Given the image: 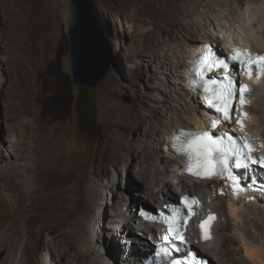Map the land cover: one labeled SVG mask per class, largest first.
<instances>
[{
  "label": "rangeland",
  "instance_id": "1",
  "mask_svg": "<svg viewBox=\"0 0 264 264\" xmlns=\"http://www.w3.org/2000/svg\"><path fill=\"white\" fill-rule=\"evenodd\" d=\"M194 1L200 5V8H192L193 19L202 25L207 24L205 25L207 34L212 35L209 38L211 42H217L222 47L225 46L222 38L224 34H220L219 31L226 30L242 35L248 33V35L262 36L260 32L264 28V0ZM94 3L100 15L107 47L112 54V64L104 80L96 87L90 88L78 85L73 74L70 32L76 18V9L72 0H0V83L2 86L5 83H10L11 74L15 73L18 67L24 80L22 85L25 90L24 97L28 101L25 106L28 115L24 119L32 122L35 117H41L43 122V119L48 117L49 121L61 126L60 137L56 144L53 129L48 128L45 123L42 126L41 124L36 126L35 130H30L31 135L37 134L35 141L39 155H31L28 161L37 163L39 160L40 164L29 174L32 179L29 191L20 182L10 184L16 188L8 190L7 194L13 195L19 208L10 219H6L3 214H0V224H19L25 218L32 216L43 219L63 199L62 197H53L51 200H47L48 189L53 183L62 182L69 186L75 182L79 185L77 189L79 198H82L81 211L78 216L85 219L92 235L96 233L99 219L104 218L102 213L107 212L108 216L110 215L106 220H103V225H106L108 229L100 227L98 229L100 234L106 229L104 240L109 235L108 243L105 241L107 249L104 254L107 255L111 249L116 247L120 251L119 246L123 247V239L115 236V230L118 232L120 230L117 227L115 230H111L113 222L124 221V218L120 219L117 216L114 208L116 205L113 204L114 200H119V196L112 194L114 192L111 191L118 190L122 196L123 194L126 196L127 193L123 192H127L129 189L134 191L137 198L144 200L139 205L153 206L157 204L146 194L147 190L144 189L146 184L137 180L135 176L137 169L126 165L131 158L128 156L129 153H123L119 147L106 151L108 143L113 141L114 134L118 135L121 141L127 142L133 138L135 133L131 127L114 125L106 106L101 101L102 93L111 85L116 86L119 88L118 101L125 106L135 103L137 93L149 97L147 98L148 105L143 108L149 110V118L155 126L159 124L160 117L167 120L172 114V109L185 111L186 108L195 116L196 113H199L197 109L199 96L196 102L188 99L181 103L179 95L174 91L176 85L173 79L170 81L168 66H162L164 62L160 61L147 48L150 41L148 33L154 27L149 21L148 10L142 2L139 0H94ZM210 4L214 6V9L210 7ZM154 40L158 41L155 38ZM167 42L170 43V38L167 39ZM174 43L176 44V42ZM163 54L167 56L165 60L170 62L166 50H163ZM62 72H66V74L63 76ZM132 79L135 80V83H131ZM147 87L150 88L148 92ZM28 90L29 98L26 95ZM165 99L168 101L165 102ZM95 108L98 111L103 136L100 138L97 136L96 139L90 140L83 135L80 126L82 121L90 118ZM153 111L154 113H152ZM187 126L189 127V125ZM146 130V127H143L141 131L145 132ZM166 145L167 142L161 144L157 141L150 144L155 153H160L165 160H168L169 157L165 155V151L163 152V146L165 150ZM26 146L28 149H34V141L29 139ZM7 148L4 149V153L7 152ZM117 158L121 160L119 164L116 163ZM134 164L137 166V161H134ZM175 166L173 163L167 168V165L164 164L157 169V173L162 175L166 169L165 174L169 175L171 171H178ZM186 181L189 184L194 183L187 178ZM5 182L6 180L0 181V189ZM92 185L99 186L100 191L106 197V202L103 209L97 206L93 212H90L86 209L90 205V197L86 193ZM107 185L110 187L106 189ZM173 189L175 190L174 187ZM250 189L251 187L247 185L246 190ZM189 192L193 193L190 189ZM224 198L228 199V196H224ZM217 203L219 207V202ZM122 211L126 213V210L122 209ZM218 214L221 216L220 213ZM253 218L256 217H252V220ZM68 222V219L66 224L61 221H47L44 223L41 233H39L41 228L37 229L38 233L30 251L33 264H42L48 255L45 249L49 244L53 248L54 238L60 236L58 239H61V235L70 229ZM228 222L229 215L226 214L220 219L219 224H228ZM132 225L134 224L132 223ZM224 235L227 237L224 238ZM228 236L229 227L223 229L222 226L220 231L217 230L216 241L220 245L218 250L227 248L225 246ZM100 245L96 252L102 256L99 251ZM229 248L232 250L233 247ZM120 252L118 257L124 258ZM9 253L10 249L4 248L0 252V261H5ZM207 254L212 257L213 264H221L217 261L226 256L222 255L216 258L209 252ZM226 259L231 261V264H241L236 260H230L229 256ZM49 264L61 263L50 259ZM120 264H124V261Z\"/></svg>",
  "mask_w": 264,
  "mask_h": 264
},
{
  "label": "bare ground",
  "instance_id": "2",
  "mask_svg": "<svg viewBox=\"0 0 264 264\" xmlns=\"http://www.w3.org/2000/svg\"><path fill=\"white\" fill-rule=\"evenodd\" d=\"M139 1L142 2L148 10L149 21L154 27V29L148 33L150 41L147 48L159 58L160 61L164 62L162 66H168L170 81L173 79L176 85L174 91L179 95L181 103L188 99L196 102L199 96L197 101L199 104L197 106L199 113L193 116L192 112L186 110V108L185 111L170 109L172 112L170 117L167 120L160 117L158 120L159 124L155 126L149 118V110L143 108V106L148 105L149 101L147 98L149 97L137 93L135 103L130 106H125L118 101L119 88L111 85L102 93L101 101L106 106L108 115L114 125L131 127L135 134L133 138L127 142L121 141L118 135L112 134L113 141L108 143L106 151L119 147L123 153H129L128 156L131 158H127L129 160L126 165L137 169L135 176L137 180L146 184L144 188L147 190L146 194L151 197L150 199L154 201V203L159 205L166 200L177 199L178 195L183 193L184 190L190 189L193 194L198 192L203 196L206 207H210L214 211L220 213L221 216L218 223L222 217L228 214V224L222 223L221 225H217V230L219 231L222 226L223 229L229 227L228 241L225 246L227 248L218 250L220 245L216 240L204 246V251L206 250L207 253H211L212 256L216 258L226 255L225 257L223 256L221 260H218V263L231 264V261L226 259L229 256L230 260H236L241 264H264L263 188L261 189L255 186L253 190L242 192L240 197L236 199L232 196H228V199L215 196L217 194L215 186L218 182L193 180L194 183L192 182V184H189L183 174L184 162L177 158L170 150L171 138L175 133H178L181 128H205L208 118V113L205 111V105L201 101V96L196 92L197 90L190 86L188 80V70L191 67L195 52L201 49L204 44L210 42L209 38L212 37V35L207 34V27L205 26L207 24L202 25L199 21L193 19L194 13L191 12L192 8H200V5L194 0H189V2H187V0ZM210 7L214 9L212 4H210ZM212 20L211 18V21ZM219 33L224 34L222 38L226 47L231 44H243L254 49L255 52L264 53V28L260 32V34L262 33L261 37L253 34V36L250 34L248 35V33L242 35L241 33H235L230 30L219 31ZM154 38L158 39V41L155 42ZM169 38L170 43L167 42ZM174 42H176V44ZM163 50L167 51L170 62L165 60L167 56L163 54ZM62 74L64 76L66 72H62ZM131 83H135V80L132 79ZM5 84L2 86L0 83V181L6 180L3 187L0 189V214H3L6 219H10L19 208L13 195L7 194L8 190L10 191L16 188L14 185L10 186V184H17L20 182V184L27 187V191H29L32 182L29 174L32 170L37 169L40 164L39 160L37 163H29L30 161H28L31 155H39L37 152V143L35 141L37 134L31 135L30 130H35L36 126L40 124L42 126V124L45 123L48 125V128L53 129L56 144L60 137L61 126L49 121L48 117L44 118L43 122L41 117H35L32 122L24 119V117L28 115V111L25 109L28 101L24 97L25 90H23L24 86L22 87L24 80L18 67L16 72L11 74V82ZM146 90L148 92L150 88L147 87ZM43 91L44 90H42V92ZM26 93L29 98V90ZM251 99L252 105L249 107V111L251 112L252 118L248 123V128L255 136L260 137L264 143V81L257 85L255 94L251 96ZM166 101H168V99H165V102ZM2 105L4 107V112ZM154 111L152 113H154ZM187 125H189V127ZM143 127L147 129L145 132L141 131ZM29 139L34 141V149L27 148L26 145ZM155 141L161 144L167 142L165 150L163 146V152L165 151V155L169 157L168 160H165L160 153H155V151L151 149L150 144L155 143ZM8 146L9 148H7ZM5 148H7L6 153H4ZM119 158L121 159V156ZM120 161L121 160L117 158L116 163L119 164ZM134 161H137V166H135ZM25 162H27V164H25ZM173 163H175V167L178 168V171H171L169 175H166V169L163 168L165 171L162 175L157 173V169L162 165L166 164L168 168V166ZM257 177L258 181L264 183V175L258 174ZM78 187L79 185L75 182H72L69 186H66V184L62 182L53 183L48 189L49 194L47 200H51L53 197H62L63 199L62 202L54 206L52 211L44 216L43 219L32 216L25 218V220L19 224H0V252L4 248L10 249L8 258L5 261H0V264H33L30 251L38 233L37 229L41 228L39 232L41 233L45 222L54 220L65 222L66 224L67 219L69 220L68 225L70 229L61 235V239H58L60 236L54 238L55 243L53 248L49 244L45 249L48 255L45 257L42 264H49L50 259L58 261L61 264H120L121 258L118 257V253L122 250L120 253L122 256H126L125 247L123 245V247L119 246L120 251L115 247L105 255L104 252L107 249L106 242L108 243L109 241V235L106 236L107 239L104 240L106 229L103 230L102 234H100L98 230L99 227L108 229L106 225H103V220H106L110 215L108 216L107 212L102 213L104 218L98 221V224L101 225L96 226V233L92 235L85 219L82 217L79 218L78 216V213L81 211L80 202L82 201V198H79ZM108 187L110 186L107 185L105 188L107 189ZM127 190V192H123L127 193L126 196H124V194L122 196L118 190L111 191L114 192L112 194L119 196V200H114L113 203L116 205L114 207L116 209V214L120 219L124 218V221L117 220L113 222L111 225L113 228L111 230H115L117 227L120 232L115 230V236L121 237L122 239L126 236L124 233L126 229L130 230L128 237L126 236L127 238L132 237L133 233L136 232L134 229L137 226L135 223L137 221L135 211L142 207L139 203L144 201L142 198H137L134 191ZM86 194L90 197V205L86 208L90 212H93L97 206L101 209L105 207L106 197L100 191L99 186H90ZM209 198H211L210 201H208ZM217 202H219V207L217 206ZM122 209L126 210V213L123 212ZM252 217L256 218L252 220ZM132 223L134 225H132ZM92 225L94 227V223ZM141 225L143 226V223H141ZM224 236V238L227 237L226 235ZM101 243L102 245H100ZM99 245V251L104 257L101 255L99 256L96 252ZM229 247H233L232 250H230ZM129 254H131L130 250ZM130 263L129 259L124 260V264Z\"/></svg>",
  "mask_w": 264,
  "mask_h": 264
},
{
  "label": "snow or ice",
  "instance_id": "3",
  "mask_svg": "<svg viewBox=\"0 0 264 264\" xmlns=\"http://www.w3.org/2000/svg\"><path fill=\"white\" fill-rule=\"evenodd\" d=\"M236 52V55L232 57L234 62H240L243 63L244 60H240L239 57H244L245 60L250 59L248 57L247 53H244L242 50H234ZM257 66L260 67L261 72L264 73V57H257ZM223 64V62H220ZM215 65L210 62V67H214ZM249 78H251V73L249 71ZM228 81L227 88L219 93L218 98L213 100H208L209 106L214 108L217 113H219L224 120H231V111H232V102L238 97L239 103L244 104L245 101V93L247 91V86H238V75L235 80H233L231 77L226 78ZM212 84H215L216 81H211ZM205 93L208 92V89H204ZM207 99V96H206ZM212 123H215L213 121ZM238 123H241V128L243 129L242 122L238 121ZM181 144L180 151L187 157L188 163L186 165L185 171H188L193 161H198L200 163H203L206 170L207 175L203 176L201 178H211V176L214 174L213 169L211 167V158L212 153H222L221 159L217 162L218 165V172L215 174H219L221 177H224L225 173L228 174V176L232 180L231 186L234 187L237 191L243 190L239 182L236 180V178L232 175V172L230 171L229 166V155L232 157V163L234 164L235 168H244L247 169L248 166L255 165L257 163L260 164L261 168H264V156L260 157V160L257 161L253 159L248 152L245 151V148H248L249 145H240L238 147H231L228 149L227 152H223V146L220 140H214L207 132L204 133H181V136L177 138ZM230 139V138H229ZM245 139H247L245 137ZM241 160H243V164L241 163ZM194 175H199V173H193ZM188 198L185 197V200ZM173 213H175V209L171 210ZM163 215V214H162ZM210 220H213L214 217L210 216ZM162 223L168 224V230L169 232H172V224L169 222V217L164 216ZM184 225H180V229L172 236V240H179L181 243H183L182 238V231H183ZM211 225L206 223H201L200 228L203 234L204 239H209V232ZM163 239L168 240L169 237L165 236ZM187 256L188 254L185 253ZM189 264H196V257L195 255H192L189 257Z\"/></svg>",
  "mask_w": 264,
  "mask_h": 264
},
{
  "label": "water",
  "instance_id": "4",
  "mask_svg": "<svg viewBox=\"0 0 264 264\" xmlns=\"http://www.w3.org/2000/svg\"><path fill=\"white\" fill-rule=\"evenodd\" d=\"M72 3L76 9L70 32L75 82L94 88L110 71L112 54L94 0H72Z\"/></svg>",
  "mask_w": 264,
  "mask_h": 264
},
{
  "label": "trees",
  "instance_id": "5",
  "mask_svg": "<svg viewBox=\"0 0 264 264\" xmlns=\"http://www.w3.org/2000/svg\"><path fill=\"white\" fill-rule=\"evenodd\" d=\"M94 108V106H93ZM94 113L91 114L90 118L81 122V132L90 140L96 139L103 136V129L98 119V111L95 108ZM132 240V239H130Z\"/></svg>",
  "mask_w": 264,
  "mask_h": 264
}]
</instances>
